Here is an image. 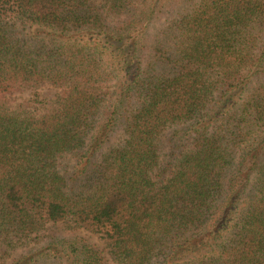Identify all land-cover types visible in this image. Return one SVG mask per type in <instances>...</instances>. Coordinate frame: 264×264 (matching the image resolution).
Listing matches in <instances>:
<instances>
[{"label":"trees","instance_id":"trees-1","mask_svg":"<svg viewBox=\"0 0 264 264\" xmlns=\"http://www.w3.org/2000/svg\"><path fill=\"white\" fill-rule=\"evenodd\" d=\"M45 85L49 108L10 101ZM65 220L110 257L33 242ZM21 246L10 264H264V0H0V257Z\"/></svg>","mask_w":264,"mask_h":264},{"label":"rangeland","instance_id":"rangeland-1","mask_svg":"<svg viewBox=\"0 0 264 264\" xmlns=\"http://www.w3.org/2000/svg\"><path fill=\"white\" fill-rule=\"evenodd\" d=\"M119 80L111 81L109 83L110 90L112 93L109 95V100L107 101L100 112V119L102 120L105 118L109 113V103L117 96L118 90H119ZM35 91L38 92V99L37 95H35ZM55 92L56 89L50 87V86H40L39 88H25L21 91H16L13 95L10 96L13 103L22 101L24 98H34L36 97L35 104L33 103V106L31 109L37 107L39 110H44L46 108H49L54 101L55 98ZM119 139L118 135H115L112 137L111 143L109 145H112L113 143H117ZM166 138L165 136L161 137V145L166 150L167 148V142H165ZM76 236H85L86 239L89 240V242L93 244H97L100 248H102L105 251V254H107L110 257V248L108 243L100 238L96 234H92L91 232L84 230V229H78L73 228L70 221H59L57 223H51L47 226V228L44 231H41V233L36 236L33 240L38 241L40 243H43L46 239L52 238V237H63V238H74ZM34 245V244H31ZM5 247H0V251L4 250ZM27 248V247H26ZM22 246L19 248H15L13 250L9 249L7 253L3 254L0 257V264H10L12 258L17 257L20 255L23 251Z\"/></svg>","mask_w":264,"mask_h":264}]
</instances>
